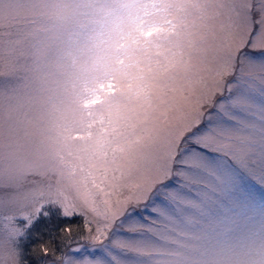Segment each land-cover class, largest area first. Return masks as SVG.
Listing matches in <instances>:
<instances>
[{"label":"snow or ice","instance_id":"obj_1","mask_svg":"<svg viewBox=\"0 0 264 264\" xmlns=\"http://www.w3.org/2000/svg\"><path fill=\"white\" fill-rule=\"evenodd\" d=\"M0 264H264V0H0Z\"/></svg>","mask_w":264,"mask_h":264},{"label":"rangeland","instance_id":"obj_2","mask_svg":"<svg viewBox=\"0 0 264 264\" xmlns=\"http://www.w3.org/2000/svg\"><path fill=\"white\" fill-rule=\"evenodd\" d=\"M4 8H5V13L7 15V11H8L9 5L8 4H5L4 5ZM60 46L62 47L63 45L61 44Z\"/></svg>","mask_w":264,"mask_h":264}]
</instances>
